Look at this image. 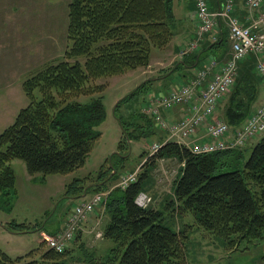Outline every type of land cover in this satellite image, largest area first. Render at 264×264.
Segmentation results:
<instances>
[{"label":"trees","instance_id":"trees-1","mask_svg":"<svg viewBox=\"0 0 264 264\" xmlns=\"http://www.w3.org/2000/svg\"><path fill=\"white\" fill-rule=\"evenodd\" d=\"M172 2L68 1V43L63 57L44 64L22 82L29 102L0 132L1 193H9L15 186L13 159L21 160L29 175L41 173L43 177L83 165L100 135L97 126L105 117L100 92L106 84L97 83V79L149 64L151 47L165 46L173 35ZM222 30L216 42L194 52L196 64L203 52H211L218 59L227 52ZM252 56L239 62L236 83L224 105V120L231 126L242 124L254 109L262 79L256 74ZM150 80L142 81L119 102L137 90H146L144 84ZM81 96H88V102L80 101ZM118 118L122 135L117 151L100 165L92 186L81 183L75 192L79 197L108 189L104 204L108 219L101 229L102 238L111 242L107 251L97 255L79 243L77 248L68 247L61 253L47 248L38 258H13L0 249V264H181L186 235L163 223L165 211L173 210L190 212L199 225L223 237L226 247L264 240V135L245 158L243 148L194 154L176 142H163L143 158L136 180L121 187L113 183L118 169L124 168L126 145L131 140L149 139L159 130L141 110ZM170 157L183 165L172 181L173 196L165 200L164 210L149 205L151 201L145 207L137 205L135 198L144 190L147 167L156 159ZM80 180L74 179V184ZM5 225L14 232L29 229L14 221ZM261 259L264 261V255Z\"/></svg>","mask_w":264,"mask_h":264},{"label":"rangeland","instance_id":"rangeland-1","mask_svg":"<svg viewBox=\"0 0 264 264\" xmlns=\"http://www.w3.org/2000/svg\"><path fill=\"white\" fill-rule=\"evenodd\" d=\"M68 1L0 0V132L13 121L18 110L29 102L22 88V82L44 64L56 62L63 57L68 43L66 38ZM222 24L226 28V23L222 22ZM46 52L48 53L45 57ZM162 54V49L152 46L149 61H156ZM206 55L214 57L211 52H206ZM170 66L173 67L172 72L166 74L155 70L156 67L145 68V66L97 79V83L106 84L100 92L105 117L97 126L100 135L93 143L81 167L67 173H51L43 177L41 173L27 175L18 165V162L22 161L12 160L15 186L7 194L0 192L2 251L13 258L19 255L38 258L40 252L48 248L42 236L41 238L38 236V230L43 225L49 230L60 221H64L70 207L78 199L75 192L78 191L80 184L84 183L85 187L94 184L100 165L117 151V144L122 135L118 117L125 119L129 113L140 111L142 108L140 104L144 101V106L150 93L164 89L158 88L163 86L161 82L177 84L178 79L181 78L182 67L178 66L176 60ZM149 78L155 79L144 84L146 90H137L126 100L119 102L124 95ZM258 85L253 108L264 99V81L259 79ZM230 91L218 103L217 115L223 119H225L223 109ZM86 99L88 100L87 96H81L79 100L87 101ZM157 132L149 139L131 140L126 145L124 152L127 153V158L123 163L124 168H119L116 173L114 185H117L122 174L137 168L143 169L141 164L150 151L151 143L165 139L162 131ZM158 138L161 140L159 141ZM255 141H248L243 147L244 158L250 153ZM142 152L145 154L142 155ZM180 166L176 158L170 157L156 159L154 165L147 167L148 176L143 184L144 190L141 192L152 198L149 205L164 210L165 200L173 196L171 186L176 175L174 170H179ZM74 179L81 180L74 184ZM104 191L108 189L89 191L86 195ZM165 213L163 223L175 230L176 228L182 230L186 235L181 264H259L260 257L264 255L263 239L241 241L238 246L233 244L226 247L227 243L223 237L199 225L190 212L173 210ZM90 217L93 218V222L100 220L96 226L100 230L104 223L102 208L98 207ZM9 221L23 223L29 229L25 232L11 231L5 225ZM90 233L87 238H83L88 245L92 243L88 240ZM79 237L78 240H74L78 241L77 244L81 242ZM74 241L69 243V247ZM99 251L103 254L107 250L99 247ZM30 252L32 255H29ZM65 259H68V256Z\"/></svg>","mask_w":264,"mask_h":264},{"label":"built area","instance_id":"built-area-1","mask_svg":"<svg viewBox=\"0 0 264 264\" xmlns=\"http://www.w3.org/2000/svg\"><path fill=\"white\" fill-rule=\"evenodd\" d=\"M193 2L197 36L181 49L179 56L197 52L205 35L211 42H216L221 31L219 20L226 23L230 51L225 59L204 58L185 81L162 92L149 94L141 111L153 119L165 137L161 142L151 143L149 154L166 141L176 142L194 154H201L243 148L248 141L258 140L264 135V99L238 126H231L217 115L218 103L233 89L238 64L244 58L253 54L256 74L264 81V0H244L246 8L255 12V18L248 24L235 13L234 0H224L215 10L210 9L208 0ZM176 107H180L178 117H167L166 114ZM180 165L182 167L183 162ZM137 172L138 168L122 174L117 185L126 187L136 180ZM176 172L177 169L174 170ZM107 193L94 192L75 200L62 226L53 233H42L47 247L58 253L68 248L81 223L98 207L104 209ZM150 201V196L142 192L135 198L137 205L142 207ZM101 235V231L96 232L97 237Z\"/></svg>","mask_w":264,"mask_h":264},{"label":"crops","instance_id":"crops-1","mask_svg":"<svg viewBox=\"0 0 264 264\" xmlns=\"http://www.w3.org/2000/svg\"><path fill=\"white\" fill-rule=\"evenodd\" d=\"M223 1L224 0H208L210 9L215 10V9L219 8L222 5ZM234 2H235L234 3L235 4L234 5L235 13L239 16L240 20L243 23H247V24L250 23L252 21V19L255 18V12L250 11L246 8L244 0H234ZM172 8H173V14H174V22L172 24L173 35H172L170 41L165 46L159 47L160 49H162V52H163L161 57L158 58L156 61H149V64L145 68L156 67L155 70H159V72H164V74L171 73L173 67H171L170 65H172V62L176 60L178 66L182 67L181 78L178 79V82H182L185 79H187L186 77L193 74L194 69L197 68V66L199 65L201 60H203L206 57H210V56L206 55V52L201 53V58H200V61L198 62V64H196L197 60H195V59L192 60V57H193L192 55L194 54V52L188 53L182 57L179 56L181 49L184 46H186L190 40L196 38V36H197V34H196L197 20H196V16H195V5H194L193 0H173ZM219 21L221 24V30L223 29L222 31H224L223 32L224 37L227 39L226 28L223 27L221 20H219ZM205 36H204V38L201 39L203 41L201 43V47L203 45L211 42L209 40L208 36H206V37ZM227 44H228L227 52H225L224 55H222L223 57H220L219 59H222L228 55V53L230 51V44H229L228 40H227ZM215 49H217V47L213 48L212 50H215ZM47 53L48 52H46L44 54L45 57H46ZM218 57L219 56H216L215 58H218ZM48 58H51V57H48ZM168 67H170V68H168ZM136 69H139V67ZM152 79H155V78H152ZM161 83L163 84V86L158 87V88H164L162 91L167 90V89H169V87H173L176 84V82H174L172 84L171 83L165 84L164 82H161ZM156 92H158V91H156ZM147 101H148V99L146 100V102ZM141 106L143 107V104L140 105V108H141ZM179 113H180V107H176L171 112H168L166 114V116L169 118H171V117L176 118V117H178ZM18 163H19L18 165H19L20 169L23 170L24 172H26L23 162H18ZM11 165H12V162H11ZM27 175H28V173H27ZM87 196L88 195L85 194L84 196L81 195L79 197H87ZM90 216L87 218L88 220L86 219L84 222L81 223L80 228H79L74 240H78V237L80 236L79 237V239L81 241L80 243L81 244L83 243L85 248H87L88 250H90V251H92L98 255V254H100L99 247L102 250H107L111 246V243L108 240L102 238V235L100 236V238H97L96 232L101 231V233H102V230H101L102 227L100 230H98V227H96L100 220H97V222L95 220L93 222V218ZM102 217L104 218V221H106L108 219V216L106 215V213L104 214L103 210H102ZM62 222L63 221H60L56 226L50 228L49 230L46 227H44V225H43L38 230V236L41 238L42 233H50V232L53 233V232H55L56 230H58L62 226ZM176 230H177V228H176ZM90 231H91V233H90ZM94 231H95V234H94ZM89 233H90V239H88V240L92 242V243H90V245H88L86 242L83 241L84 240L83 238H87ZM77 243H78V241H76V242L74 241L70 245V247L77 248V245H78ZM222 257H223V255H222ZM259 264H264V261L261 259V257L259 260Z\"/></svg>","mask_w":264,"mask_h":264},{"label":"bare ground","instance_id":"bare-ground-1","mask_svg":"<svg viewBox=\"0 0 264 264\" xmlns=\"http://www.w3.org/2000/svg\"><path fill=\"white\" fill-rule=\"evenodd\" d=\"M239 10V9H238ZM243 12V11H242ZM250 14V13H249ZM206 37V36H205ZM201 49V48H200ZM251 59H253V56H252V58ZM254 60V59H253ZM245 62V61H244ZM198 64V63H197ZM250 64V63H249ZM242 65V64H241ZM246 67H248V66H246ZM254 68V67H253ZM249 69V68H248ZM243 71V70H242ZM249 72V71H248ZM243 73V72H242ZM241 76V75H240ZM240 78V77H239ZM239 81V80H238ZM255 82V81H254ZM240 88V87H239ZM231 92V91H230ZM91 96V95H90ZM88 97V96H87ZM86 98V97H85ZM87 100V99H86ZM88 102V101H87ZM248 102V101H247ZM224 103V102H223Z\"/></svg>","mask_w":264,"mask_h":264},{"label":"water","instance_id":"water-1","mask_svg":"<svg viewBox=\"0 0 264 264\" xmlns=\"http://www.w3.org/2000/svg\"><path fill=\"white\" fill-rule=\"evenodd\" d=\"M84 195H85V193L82 194V196H84Z\"/></svg>","mask_w":264,"mask_h":264}]
</instances>
